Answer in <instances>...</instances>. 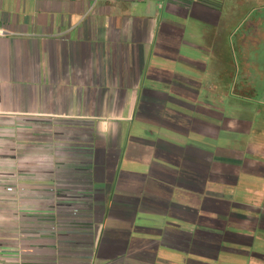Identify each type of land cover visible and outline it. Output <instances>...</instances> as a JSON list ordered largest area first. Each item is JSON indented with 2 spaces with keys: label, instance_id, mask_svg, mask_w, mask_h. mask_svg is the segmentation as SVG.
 <instances>
[{
  "label": "crops",
  "instance_id": "1",
  "mask_svg": "<svg viewBox=\"0 0 264 264\" xmlns=\"http://www.w3.org/2000/svg\"><path fill=\"white\" fill-rule=\"evenodd\" d=\"M225 2L0 0V264H264Z\"/></svg>",
  "mask_w": 264,
  "mask_h": 264
},
{
  "label": "rangeland",
  "instance_id": "2",
  "mask_svg": "<svg viewBox=\"0 0 264 264\" xmlns=\"http://www.w3.org/2000/svg\"><path fill=\"white\" fill-rule=\"evenodd\" d=\"M225 1L228 35L235 34L229 39L232 64L218 65L219 94L213 97V103L225 117L249 121L252 140L264 139V124L258 123L264 122V0ZM240 37L249 43L244 59V50L238 44Z\"/></svg>",
  "mask_w": 264,
  "mask_h": 264
},
{
  "label": "built area",
  "instance_id": "3",
  "mask_svg": "<svg viewBox=\"0 0 264 264\" xmlns=\"http://www.w3.org/2000/svg\"><path fill=\"white\" fill-rule=\"evenodd\" d=\"M4 35V31L2 29H0V36ZM13 189L12 188H8V192H11Z\"/></svg>",
  "mask_w": 264,
  "mask_h": 264
}]
</instances>
